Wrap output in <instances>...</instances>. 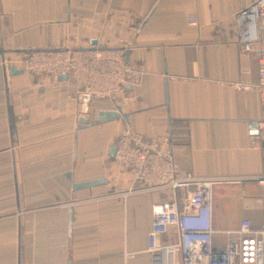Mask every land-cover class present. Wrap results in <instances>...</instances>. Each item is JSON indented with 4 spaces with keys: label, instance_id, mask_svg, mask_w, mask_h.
Instances as JSON below:
<instances>
[{
    "label": "crops",
    "instance_id": "1",
    "mask_svg": "<svg viewBox=\"0 0 264 264\" xmlns=\"http://www.w3.org/2000/svg\"><path fill=\"white\" fill-rule=\"evenodd\" d=\"M255 1L0 0V264H150V205L164 195L146 192L140 211L125 213L131 174L113 162L124 129L163 143L179 173L218 179L213 213L228 214L230 226L244 217L262 228L258 62L239 52L234 25ZM120 40L141 73L126 88L134 103L119 108L126 119L97 124L118 108L97 102L82 114L70 77H27L5 64ZM91 181L103 183L73 188Z\"/></svg>",
    "mask_w": 264,
    "mask_h": 264
},
{
    "label": "built area",
    "instance_id": "2",
    "mask_svg": "<svg viewBox=\"0 0 264 264\" xmlns=\"http://www.w3.org/2000/svg\"><path fill=\"white\" fill-rule=\"evenodd\" d=\"M195 25V17L189 16L188 28ZM234 25L239 52L255 56L258 62V84L254 88L264 111V0H256L237 13ZM127 50L120 40L113 48L33 51L20 59H5V64L27 77H70L77 109L87 114L90 105L97 102L114 108L134 103L126 95V88L135 85L141 73L125 63ZM259 139L264 142V125ZM113 162L131 174L130 185L120 193L125 213L140 211L146 192L164 195L150 205L152 222L146 250L150 264H178L177 256L179 264H264V219L262 228L254 230L244 217L230 226L228 214L215 215L213 187L220 183L218 179L179 173L163 143L128 129L117 137ZM243 200L241 195L239 202ZM214 235L224 238V246L214 245ZM167 237L175 240L166 242Z\"/></svg>",
    "mask_w": 264,
    "mask_h": 264
},
{
    "label": "water",
    "instance_id": "3",
    "mask_svg": "<svg viewBox=\"0 0 264 264\" xmlns=\"http://www.w3.org/2000/svg\"><path fill=\"white\" fill-rule=\"evenodd\" d=\"M125 55H126V53H125ZM10 71H11V73H15V74H19V72H20V71L15 70V68H12ZM120 117H123L124 119L127 118L126 115L121 114V109H119V108L116 109L115 112H100L97 115L96 123L99 124V123L109 122L112 120L119 119ZM79 123L87 124L88 120L87 119L81 120ZM102 183H103V181H91V182L75 185L73 188L75 190L83 189V188H90V187L100 185Z\"/></svg>",
    "mask_w": 264,
    "mask_h": 264
},
{
    "label": "rangeland",
    "instance_id": "4",
    "mask_svg": "<svg viewBox=\"0 0 264 264\" xmlns=\"http://www.w3.org/2000/svg\"><path fill=\"white\" fill-rule=\"evenodd\" d=\"M14 60V59H13ZM12 59H11V61H13ZM16 60V59H15Z\"/></svg>",
    "mask_w": 264,
    "mask_h": 264
}]
</instances>
